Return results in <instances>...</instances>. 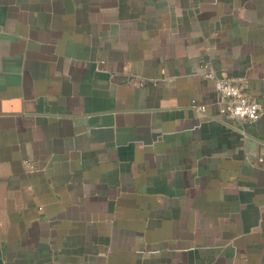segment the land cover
<instances>
[{"label":"crops","instance_id":"crops-1","mask_svg":"<svg viewBox=\"0 0 264 264\" xmlns=\"http://www.w3.org/2000/svg\"><path fill=\"white\" fill-rule=\"evenodd\" d=\"M205 64L264 106V0H0V264H264V117Z\"/></svg>","mask_w":264,"mask_h":264},{"label":"built area","instance_id":"built-area-1","mask_svg":"<svg viewBox=\"0 0 264 264\" xmlns=\"http://www.w3.org/2000/svg\"><path fill=\"white\" fill-rule=\"evenodd\" d=\"M202 77L212 82L218 95V112L212 120L229 124L240 121L253 123L264 117V106L249 99L246 94L247 79L217 77L214 70L208 64L201 66ZM192 108L205 113V108L192 102Z\"/></svg>","mask_w":264,"mask_h":264}]
</instances>
